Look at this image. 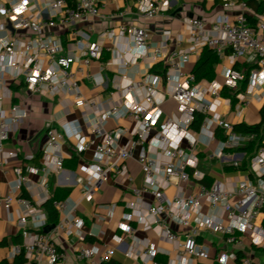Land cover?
<instances>
[{
    "label": "built area",
    "instance_id": "2783aa9c",
    "mask_svg": "<svg viewBox=\"0 0 264 264\" xmlns=\"http://www.w3.org/2000/svg\"><path fill=\"white\" fill-rule=\"evenodd\" d=\"M111 0H5L0 3V176L5 175L4 166L16 159L14 151H6L4 144L18 132L27 119V112L18 104L3 109V103L12 99L10 86H24L30 95L42 98H60L61 120L44 123L45 142L42 145L39 168L29 167L27 175L42 177L43 182L31 181L21 170L15 169L16 180L9 192L0 196V207L7 213L15 212L16 227L21 232L22 243L10 247V257L21 253L24 264H59V254L46 227V214L42 205L51 199L49 175L63 172L66 158V143H73L72 152L82 155L92 149L89 163L78 167L75 182L80 188L78 201L69 205L68 200L53 201L58 213L55 229L66 238L74 237L84 228L83 220L75 211L80 201L93 199L100 186L108 180L124 176L126 163L134 159L140 166L142 192H149L153 202L143 209H133L129 220L136 226H126L124 231L134 235L138 229L152 231L156 236L171 244L174 257L169 264H188L192 260H208L210 250L196 243L201 230H209L222 236L229 245L240 246L236 232L251 236L252 244L264 249V230L254 227L255 217L264 209V132L263 140L248 163V175L237 184L229 179L226 183L214 180L209 187L201 184L205 175L199 170L195 154L198 144L208 147L218 141V150L209 158L223 160L229 151L243 147L253 139L252 135L233 132V125L225 120L222 107L230 106V99L222 97L223 89L237 91L246 83L243 93H236V115H241L251 102L255 89L264 84V23L258 20L254 26L247 22L250 11L241 0H223V8H238L235 16L219 17L211 27L198 18L184 21L185 31L175 35L176 48L168 49L170 31H163L160 43H150L149 30L134 24H119L116 28L96 30V23L106 20L100 8ZM215 0H205L214 2ZM136 16L150 21L166 11L167 3L161 0H132ZM119 10L108 18L112 21L128 15ZM62 27L73 40L71 46L77 57L60 56L61 41L52 31ZM94 34H97L95 38ZM117 38L128 41L117 54L109 49L112 59L107 68H116L120 76L111 80L114 92L107 96H86L80 86V77L86 78L94 89L106 91L109 80L101 72L90 74L91 63L99 60L105 42L115 44ZM212 49L220 59L230 64L222 83L211 82L202 86L192 72H183L190 58L204 49ZM117 55L121 62L117 65ZM73 58V59H72ZM255 62L257 68L249 72L233 68L239 59ZM149 59L152 64H161L164 72L150 73L138 79H129L126 69L139 60ZM71 62L77 68L69 67ZM175 110L166 115L162 106L168 101ZM79 112L78 118L70 119L72 110ZM203 116L199 130L190 128L195 115ZM131 123L129 128L120 122ZM112 122L114 126L109 127ZM83 128L88 135L85 136ZM224 139L217 140V132ZM186 147L184 148V145ZM163 155V156H162ZM166 157V159L162 157ZM27 155L26 160H32ZM244 153L235 151L231 165L238 169ZM164 176L167 187L172 181L178 185V193L168 198L164 188L157 183L158 175ZM194 183L189 194L181 185ZM25 191L28 198L16 196ZM138 193V191L136 192ZM234 199V201H230ZM204 201L210 215L201 214ZM16 207L14 210L13 207ZM112 213L114 206L106 207ZM197 218L194 227L191 217ZM166 221H173L189 231L183 239L174 233ZM31 223L32 230L28 229ZM95 227V225H94ZM98 237L100 229L91 231ZM123 240L118 239V245ZM90 246L76 251L79 260L88 264H108L113 249L108 246ZM156 251L147 245L142 251V264H160L155 259ZM129 256V254H126ZM257 264L247 257H238L235 251L220 258L219 264Z\"/></svg>",
    "mask_w": 264,
    "mask_h": 264
},
{
    "label": "crops",
    "instance_id": "0c3cea01",
    "mask_svg": "<svg viewBox=\"0 0 264 264\" xmlns=\"http://www.w3.org/2000/svg\"><path fill=\"white\" fill-rule=\"evenodd\" d=\"M5 0H0V3ZM162 3H167L166 11L162 12L153 20L145 21L136 16L134 8H132V0H111L106 3L104 7L100 8L101 15L106 17V20L96 23V30L98 32L116 28L119 24H134L136 26L144 27L149 30L150 43H160L163 40L162 32L170 31L171 37L168 40V49L170 51L176 48L175 35L185 31L184 21L189 18H198L205 23L209 28L212 24L222 16H235L240 11L236 8H223V0L214 2H205V0H161ZM119 10H127L128 15L118 20H110L108 17ZM249 16L254 18L256 22L261 20L264 23V13L256 15L249 9ZM0 20H2L0 16ZM256 24V23H255ZM250 25V26H254ZM53 35L61 41L63 51L60 56L77 57V53L71 46L73 44L72 38L68 31L62 27H57L52 31ZM97 34H94L95 38ZM128 41L117 38L115 44L110 41L105 42L104 49L101 53L100 59L91 63L88 72L90 74L101 72L106 76L110 82L109 88L106 91L94 89L91 83L86 78L80 77V86L87 96L93 93L92 96L102 95L107 96L109 92H114L111 80L116 76H120L116 68H107L106 63L112 59V54L109 49L112 47L116 49L117 54L120 53L123 46H128ZM208 49V48H207ZM214 51L212 49H209ZM203 51V50H202ZM202 51L199 55L190 58L188 65V72H192L198 64ZM215 52V51H214ZM115 60L118 65L121 60L119 55ZM72 58V59H73ZM75 59V58H74ZM157 65V64H156ZM76 62H71L69 67L74 70L77 68ZM155 66L149 59L145 61L139 60L136 63L130 64L126 69V76L129 79H138L147 74L152 73L151 69ZM230 68V64L220 59L218 55L212 59L210 70L206 75L202 76L197 82L202 86L208 85L211 82L222 83L223 76L226 70ZM233 68L244 71L245 74L252 69L257 68L255 62H247L244 58L239 59ZM12 91V99L6 100L3 103V109L7 110L11 104L20 105L27 112V119L17 133L4 144L6 151H14L17 158L8 161L4 166L5 175L0 176V196H5L11 184L16 180L17 175L15 169L21 170L23 174L27 175L26 169L29 167L39 168L41 166L40 159L36 157L41 154L42 145L45 142L44 123L47 120H61L60 98H42L30 95L24 86H10ZM84 89V90H83ZM246 89V83H241L237 91H229L223 89L222 97L230 99V106L222 107L221 113L225 120L233 126L239 123L246 125H255L261 121V111L264 109V84L257 87L254 96L251 99L248 107L244 112L237 116L235 98L236 93H243ZM95 93V94H94ZM235 94V95H234ZM79 112L72 110L70 119L78 118ZM122 125V123L120 122ZM109 127L114 126L112 122ZM85 136L88 135L86 128H83ZM222 137V136H221ZM221 140V138H217ZM73 143H66L63 150L72 157L66 158L63 165V172L59 175H49V194L55 195L58 201L68 200L69 205L78 201L80 195V188L75 182L76 175L79 174L78 167L82 164L89 163L93 157L92 149L86 151L82 155H75L72 152ZM186 144L184 145V148ZM218 141L211 143L208 147L198 144L195 147V154L199 161V170L205 175L202 185L209 187L214 180L226 183L229 179L233 183H238L244 180L248 175V170H241L233 168L231 165L232 158L235 151H229L227 158L223 160L209 158L215 151L218 150ZM243 153V152H242ZM27 155H32V160H26ZM163 156V155H162ZM77 157V158H76ZM76 158V160H73ZM163 159L166 157H162ZM244 160V158H243ZM242 160V161H243ZM242 164V162H241ZM127 173L124 176H119L115 179L108 180L103 183L99 190L90 201H80L77 205L75 214L84 222V228L78 232L74 237L66 238L60 231L55 228L49 233L51 240L55 243L59 254L63 255L64 259L59 264H88L86 261L77 259L76 251L90 246L102 247L108 246L113 249L112 264H142L144 258L142 251L147 245L152 246L156 251L155 259L160 264H169V261L174 257L173 246L167 243L164 239L158 237L152 231L143 232L138 229L134 235H129L124 231L126 226H136L133 220H129L130 213L133 209L141 210L146 205L153 202V197L149 192H142L143 178L140 166L131 159L126 163ZM31 181L41 183L42 177L37 175H27ZM157 183L165 187L166 183L164 176L161 174L157 177ZM194 183L181 185L186 194L191 193L195 189ZM179 185L172 181L164 192L168 198H173L178 193ZM138 191V193H136ZM16 196L28 198L25 191L17 192ZM234 201V199H230ZM114 206L112 213H109L106 207ZM15 210L16 207L14 206ZM201 214L210 215V209L207 203L204 202L201 208ZM197 218L191 217V226H195ZM170 229L178 234L181 239L187 235L189 231L184 229L179 224L173 221H166ZM15 212L7 213L0 207V264L7 262L12 264L15 258L10 257V247L12 245H19L22 243L20 230L17 229ZM47 224V223H46ZM254 227L259 230H264V209L258 213L253 221ZM95 225V227H94ZM32 224H28V229L31 231ZM100 229V235L96 238L90 236L91 231ZM236 237L241 239L240 246L229 245L224 238L218 234H214L209 230H201L195 238L199 245H203L210 250V258L208 260H192L188 264H219L220 258L223 255H228L235 251L239 253L240 257H247L257 264H264V249L256 247L252 244L251 236L241 231L236 232ZM118 239L123 240V244L118 245ZM129 254L127 256L126 254ZM227 264H233V261L228 260Z\"/></svg>",
    "mask_w": 264,
    "mask_h": 264
},
{
    "label": "trees",
    "instance_id": "16d2710c",
    "mask_svg": "<svg viewBox=\"0 0 264 264\" xmlns=\"http://www.w3.org/2000/svg\"><path fill=\"white\" fill-rule=\"evenodd\" d=\"M216 2L219 0H215ZM245 6L250 9L253 13L256 15H262L264 13V0H241ZM247 22L250 25H253L256 23V20L252 18L251 16L247 15ZM216 56V53L214 51H211L207 48H204L202 51L201 58L198 62V64L195 66V68L192 70L193 75L196 78V81H198L202 76L206 75V73L210 70L212 59ZM152 73H163L164 68L161 64L155 65L151 69ZM249 72L246 74V77H248ZM235 95V94H234ZM203 116L200 114L195 115V119L192 122L190 128L194 131H198L200 124L202 122ZM233 132L240 135H252L253 139L246 143L243 147L235 150L237 152H243L244 153V160L242 161V164L240 165L239 169L241 170H248V163L250 159L253 157V155L256 153V150L260 147L261 142L263 140V132H264V109L261 111V121L258 124L255 125H246L244 123H239L233 126ZM222 136V137H221ZM217 138L224 139V134L221 131L217 132ZM41 154H39L37 158L40 159ZM77 158V157H76ZM76 158H73V160H76ZM23 197V196H21ZM53 201H58L53 194L51 196V199L45 202L42 205V210L46 214L47 219V225L46 227L55 226L58 222V213L52 206ZM237 256H239V253H237ZM25 259L23 254L21 253L15 258V261L12 264H24ZM2 264H9L7 262H3ZM112 264V262L108 263Z\"/></svg>",
    "mask_w": 264,
    "mask_h": 264
},
{
    "label": "rangeland",
    "instance_id": "374dc122",
    "mask_svg": "<svg viewBox=\"0 0 264 264\" xmlns=\"http://www.w3.org/2000/svg\"><path fill=\"white\" fill-rule=\"evenodd\" d=\"M93 63V62H92ZM189 67V65H188V63H186V65H185V67H184V69H183V72L185 73V72H188V68ZM84 90V89H83ZM84 95H88V93H86L85 92V90H84V93H83ZM95 94V93H94ZM93 95V93L92 94H90L88 97H90V96H92ZM162 109H163V111H164V113L166 114V115H170L171 114V112H173L174 110H175V104L172 102V101H170V100H168L163 106H162ZM121 123H122V126L123 127H125V128H129L130 127V125H131V123L130 122H128V121H124V120H122L121 121ZM201 204H204V201H201Z\"/></svg>",
    "mask_w": 264,
    "mask_h": 264
},
{
    "label": "water",
    "instance_id": "95a60500",
    "mask_svg": "<svg viewBox=\"0 0 264 264\" xmlns=\"http://www.w3.org/2000/svg\"><path fill=\"white\" fill-rule=\"evenodd\" d=\"M54 228H55V226L45 227L43 229V233L49 234Z\"/></svg>",
    "mask_w": 264,
    "mask_h": 264
}]
</instances>
